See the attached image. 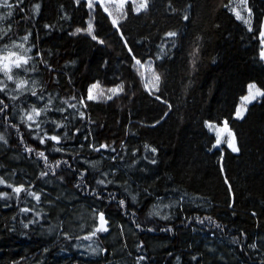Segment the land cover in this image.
I'll list each match as a JSON object with an SVG mask.
<instances>
[{
    "label": "trees",
    "instance_id": "1",
    "mask_svg": "<svg viewBox=\"0 0 264 264\" xmlns=\"http://www.w3.org/2000/svg\"><path fill=\"white\" fill-rule=\"evenodd\" d=\"M8 2L7 38L28 36L37 92L51 93L59 110L53 123L17 120L0 90L7 145L0 169L13 164L34 178L30 162L73 190L74 203L101 209L109 224L95 237L102 252L86 255L63 236H43L25 219L23 197L8 200L0 185V264H264V95L234 117L249 83L264 92V0H248L251 27L229 10L230 0H147L138 12L128 3L117 26L84 0ZM148 59L156 93L135 65ZM94 82L123 87L111 99L89 100ZM69 104L78 107L76 120ZM207 121L226 122L238 151L215 147ZM94 158L102 160L97 168L84 162ZM184 195L205 203L178 201L169 217L152 211L158 198Z\"/></svg>",
    "mask_w": 264,
    "mask_h": 264
},
{
    "label": "rangeland",
    "instance_id": "2",
    "mask_svg": "<svg viewBox=\"0 0 264 264\" xmlns=\"http://www.w3.org/2000/svg\"><path fill=\"white\" fill-rule=\"evenodd\" d=\"M84 1L88 6V0ZM0 2H2V0H0ZM92 2L93 7L90 8L88 6L90 10L94 8L96 3L99 4L112 21L114 19L117 20V24L115 25L117 26L118 22L125 15L126 5L130 3L133 9L138 12L137 8L143 3V0H92ZM228 8L236 17L237 13H239L241 18L238 19L242 20L244 23L247 21L246 24L251 27L252 13L248 6V0H246V3H242L241 0H230ZM143 9L144 8H141L140 10ZM9 12V7L0 6V89L6 91L8 97L13 103V115L17 120H24L29 124H40L47 121L53 123V111H57L59 108L56 107V103L51 93L37 92L40 87V82L34 74V56L32 54V47L27 43V40L25 41L23 39V37L16 39L7 38L6 33L9 30V27L6 20ZM10 53H15V55L7 60L3 59V57H8ZM21 57L28 62L22 64L21 67H15L14 61ZM4 64H7L10 68L8 74L12 75L13 78L11 80H9L5 74L3 68ZM135 65L145 88L151 93H156L158 90L159 79H156L158 75L154 70L153 60L148 59L146 62L140 63L139 65L135 61ZM22 81L24 82L23 87H18ZM94 85L95 87H93ZM250 85H254L255 87L250 89ZM89 89H91V93L95 97V99L92 100H108L109 96L112 98L115 95L110 89H119V85L104 88L99 83L94 82L88 87L87 99ZM257 90L263 92L256 83L251 82L248 84L247 92L241 96L234 117L238 119L242 118L249 104L260 98L261 95L257 94ZM118 92L119 90L117 93ZM33 93H35V95H33ZM245 97H248V99H245ZM33 108H35L40 114L36 115L33 113ZM63 110L64 109H61V111ZM238 111L242 114L241 116L237 115ZM69 112L72 115L73 120H76L78 107H70ZM29 114L33 116L32 120H28L27 117ZM206 127L216 137V142L214 144L215 147H221V145L225 143L232 151L231 144H235L237 148L235 135L226 122L217 124L215 122L207 121ZM0 137H2L1 134ZM217 140H219V143H217ZM6 149V142L2 138L0 139V152H3ZM5 157L15 163L22 162V157L18 154L8 153ZM84 162L93 168H97L101 165L102 160L100 158H94L89 160L86 159ZM27 163H29L26 167L27 173L33 175L34 178L27 176L22 171H17L16 168L11 165H5L3 169H0V180L3 181L0 185L6 187V189H10L8 192H6L7 190L5 189L2 195L8 200L12 198L13 194L18 198L23 197L25 200L23 206L25 219L28 221L34 219L43 236L47 238L52 237L54 240L63 236L75 249H78L82 253L91 256L99 255L102 252V246L95 237L104 231L97 232L95 236H91V233H93L99 225L98 214L101 213V211L97 207L86 202L74 203L78 200V196L73 190L66 188L60 181L54 179L49 174L42 175L45 171H39L36 166L30 162ZM1 164H4L3 159H0V168ZM106 175H108V173H106ZM20 186H23L25 191L16 193L14 189ZM127 190L131 192L133 186L128 184ZM30 192L39 195L40 199L36 200L33 195L29 194ZM184 199L194 201L198 204L205 203L203 199L188 195L177 197V201L176 198L161 197L154 203L152 211L157 215L169 217L171 215L172 207L175 206L178 201ZM105 219L107 221L105 226L108 228L109 221L106 217ZM119 229V234L123 235V228L120 227ZM117 234L118 233L115 231L110 234L112 241ZM88 236H91V238L85 239V237ZM262 243L264 244V237L262 238Z\"/></svg>",
    "mask_w": 264,
    "mask_h": 264
},
{
    "label": "snow or ice",
    "instance_id": "3",
    "mask_svg": "<svg viewBox=\"0 0 264 264\" xmlns=\"http://www.w3.org/2000/svg\"><path fill=\"white\" fill-rule=\"evenodd\" d=\"M78 2H79V0H78ZM241 2H242V3H246V0H241ZM146 5H147V0H143V3H141V4L139 5V7L137 8V11H139L141 8H145ZM0 6L9 7V8L12 7V5L8 3V0H2V2H0ZM88 6H89L90 8L93 7V2H92V0H88ZM38 7H39V6L37 5V6H36L37 10H38ZM105 10H107V9H105ZM9 15H11V13H9ZM186 18H187V17H185V19H186ZM237 18H241V17L239 16V13H237ZM112 23H113L114 25H116V24H117V20L114 19V20L112 21ZM246 23H247V21H246ZM77 31H81V30H80V29H77ZM87 31H88L89 34H92V32H93V27H92V24H91V23H89L88 28H87ZM167 35H168V36H174L175 33H171V32H170V33H168ZM23 39L26 41V40L28 39V36L23 37ZM92 39L95 40V39H97V37H96L95 35H92ZM100 43H103V41H100ZM20 46H22V45H20ZM6 47H7V46H6ZM13 55H15V53H10L8 57H3V59L7 60V59H9L11 56H13ZM27 62H28V61H27L26 59H23V58L21 57V58H18L17 60L14 61V65H15V67H21L22 64H26ZM136 63L139 65L141 62H140L139 60H137ZM141 66H142V65H141ZM3 68H4V70H5V74L7 75L8 79L11 80L13 77H12V75L8 74V73L10 72V68L8 67L7 64H4V65H3ZM156 79L158 80L159 77H157ZM23 85H24V82L22 81V82H20V84L18 85V87H23ZM93 87H95V85H94ZM122 87H123V86H120L119 89H110V91H111L113 94H116L118 90H122ZM254 87H255L254 85H250V89H251V88H254ZM0 90H2V89H0ZM257 94H259V95H264V92H259V91L257 90ZM33 95H35V93H33ZM73 99H75V98H73ZM88 99H89V100L95 99V97H94V96L92 95V93H91V89H89ZM108 99H111V96H109ZM245 99H248V97H245ZM65 103H68V102L65 101ZM81 103H83V100H81ZM68 106H69V107H73V108L76 107L75 104H69ZM32 112L35 113L36 115H39V114H40L35 108L32 109ZM81 115H83V113H81ZM237 115H238V116H241L242 114L238 111V112H237ZM27 118H28V120H32V119H33V116H32L31 114H29ZM210 127H211V125H210ZM0 139H2V137H0ZM50 139L59 142V137H58V136H52V137H50ZM41 142L43 143V139L41 140ZM217 143H219V140H217ZM230 146L232 147L233 151H238V149L236 148L235 144H231ZM101 147H105V148H106V147H108V146H107V145H102ZM29 151H31V149H29ZM152 151L154 152L155 149H152ZM38 155H40V156L43 157V156H44V153H43V152H40V153H38ZM46 174H47V173H43L42 175H46ZM0 183H3V181L0 180ZM99 183H104V181H100ZM14 191H15L16 193H20L21 191H25V189L23 188V186H20V187H16V188L14 189ZM29 194H30V195H33L34 198H35L36 200H39V199H40L39 195H37V194H35V193H31V192H30ZM121 204H123V201H121ZM25 211H27V210H25ZM98 218H99V225L97 226V228L95 229V231H94L93 233H91V236H95L97 232H101V231L106 232V231H108V228L105 226V225L107 224V221H106L105 216H104V214H103L102 212L98 214ZM26 226H27V225H26ZM91 236L85 237V239H90Z\"/></svg>",
    "mask_w": 264,
    "mask_h": 264
},
{
    "label": "water",
    "instance_id": "4",
    "mask_svg": "<svg viewBox=\"0 0 264 264\" xmlns=\"http://www.w3.org/2000/svg\"><path fill=\"white\" fill-rule=\"evenodd\" d=\"M260 38L262 40V48L260 52L261 59L264 61V17L260 24Z\"/></svg>",
    "mask_w": 264,
    "mask_h": 264
},
{
    "label": "bare ground",
    "instance_id": "5",
    "mask_svg": "<svg viewBox=\"0 0 264 264\" xmlns=\"http://www.w3.org/2000/svg\"><path fill=\"white\" fill-rule=\"evenodd\" d=\"M101 155H103V156H105V154L104 153H101ZM28 162V161H27ZM90 162V161H89ZM90 164H91V162H90ZM12 166H13V164H12ZM19 166H20V164H19ZM23 166V165H22ZM78 201V200H77ZM78 203V202H77ZM82 203V202H81ZM96 207V206H95ZM98 208V207H97ZM100 211H101V209H99ZM102 212V211H101ZM103 213V212H102ZM105 214V213H104ZM119 227H122V226H119Z\"/></svg>",
    "mask_w": 264,
    "mask_h": 264
}]
</instances>
